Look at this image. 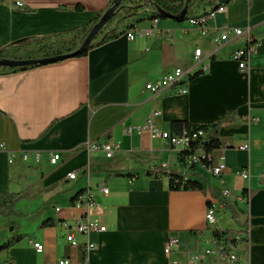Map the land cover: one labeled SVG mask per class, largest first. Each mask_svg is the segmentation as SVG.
I'll use <instances>...</instances> for the list:
<instances>
[{
	"label": "crops",
	"instance_id": "obj_1",
	"mask_svg": "<svg viewBox=\"0 0 264 264\" xmlns=\"http://www.w3.org/2000/svg\"><path fill=\"white\" fill-rule=\"evenodd\" d=\"M78 6L84 11H77ZM107 6L108 0H0V45L82 25ZM210 8L202 5L197 13ZM226 8L209 20L207 34L188 20L159 19L154 25L146 19L139 27L154 28L151 36L130 40L124 34L86 56L0 75V195L31 189L16 203L21 215L0 214V246L12 236L27 235L10 249H0V264H9V258L14 264L63 258L71 264H188L189 255L211 245L208 203L225 188L236 194L247 189L250 199L247 204L227 202L239 211L240 222L224 206L217 227L236 231L250 226L240 264H264V0H233ZM226 27L251 28L258 39L247 71L233 53L250 38L232 35L218 45L216 38ZM197 48L209 69L188 80L187 93L146 89L178 67L194 66ZM155 110L162 112L155 125L170 133L175 119L215 123L228 110L236 111L235 122L220 128L223 145L218 153L227 167L219 176L201 169L204 190H170L166 177L145 175V170L165 164L185 170L178 151L163 138L149 131L127 132L128 126L144 125ZM89 141L120 142L121 149L109 158L102 151L83 149ZM243 144L249 149H239ZM52 152L61 154L56 164L50 161ZM24 153L31 157L24 159ZM36 153L42 155L39 161ZM241 169L249 170L250 178L244 179ZM71 172H77L75 179L69 178ZM81 189L96 200L91 218L107 226L91 234L96 243L91 250L82 234H77L79 244L71 245L63 224L84 216L85 207L72 202ZM225 208L232 225L221 221ZM46 219L54 225L40 227ZM174 236L180 244L168 256L165 246ZM34 242L42 243L44 251L38 252Z\"/></svg>",
	"mask_w": 264,
	"mask_h": 264
},
{
	"label": "trees",
	"instance_id": "obj_2",
	"mask_svg": "<svg viewBox=\"0 0 264 264\" xmlns=\"http://www.w3.org/2000/svg\"><path fill=\"white\" fill-rule=\"evenodd\" d=\"M233 0H122L114 14L107 22L104 30L99 32L92 41L88 50L82 51L77 56H86L88 52L101 46L111 40L117 39L126 34L128 31L139 27L140 23L146 19H168L170 17L178 18L184 8L187 7V12L184 16V21L196 15L197 10L202 5L209 4L211 9H216L218 6L229 4ZM114 0H108V6L101 10L90 21L73 27L71 29L59 30L45 35H35L15 40L6 45H0V59H43L58 55H64L74 52L80 48L92 28L100 21L107 9L113 4ZM25 11H32L25 8ZM77 11H84L82 6L76 8ZM180 21V18H178ZM250 45V41H248ZM35 65L25 66H7L0 65V75L14 72H20ZM236 111L228 110L215 123H192L188 120L175 119L171 122V134L182 135L187 132L190 138L189 148L179 152V160L184 165L185 170L179 171L171 168H157L155 170H145V175L168 179V186L170 190H204V176L201 169L195 165H186L185 158L192 154H199L201 157V164L205 169L214 167L221 154L218 152L222 148L223 142L220 135V128L226 122H235ZM202 132V133H200ZM204 156H201L202 153ZM204 171V170H203ZM132 177L131 173L127 174ZM87 190H79L72 198L75 202ZM248 192L244 190V194ZM31 194V189L21 192L4 191L0 195V214L5 216L21 215V212L16 209V203ZM225 207L231 209L233 219L236 223L240 222L239 211L234 205L225 203ZM53 219H46L40 227L54 225ZM213 234L218 240H225L228 242H236L235 230L228 228H216ZM27 237L26 234H19L10 237L0 249H10L23 239ZM9 264H14V260L9 258Z\"/></svg>",
	"mask_w": 264,
	"mask_h": 264
},
{
	"label": "built area",
	"instance_id": "obj_3",
	"mask_svg": "<svg viewBox=\"0 0 264 264\" xmlns=\"http://www.w3.org/2000/svg\"><path fill=\"white\" fill-rule=\"evenodd\" d=\"M16 4L20 6L22 4L21 1H17ZM226 5L222 4L218 6L216 9H208V11L203 13H196V15L190 17L188 19L189 23L197 27L201 30L203 34H207L208 32V23L210 19L215 18L217 13L226 12ZM159 19H154L152 22L154 25L158 22ZM154 28L142 29L137 27L136 29L130 30L126 33L127 37L130 40L135 38H141L146 36H151L153 34ZM232 35L241 36L244 38H250V45H245L243 48L237 50L233 53V58L239 62V67L243 71H247L249 69L248 58L251 52L255 51L257 48V37L252 33L251 28H232L226 27L223 32L217 36L216 41L218 45H222L223 43L230 40ZM194 66L184 69L181 67L176 68L173 72L166 73L162 76L160 80L157 82H149L146 85V89L151 91L153 94L160 93L168 88H175L179 93H187L188 92V80L193 77L196 72L207 71L209 69V63H202V50L201 48H197L195 50L194 57ZM199 66L197 70L194 68ZM162 114L161 110H155L152 113L148 114L146 123L142 126H128L127 132L132 133L133 131H149L153 137L159 136L170 143L177 151L178 154L182 150L189 148L190 138L187 132L182 135H172L168 131H162L155 125V119ZM249 123L253 121V119L247 120ZM202 133V132H200ZM83 149H86L89 152L102 151L106 154L107 157H112L116 151L121 149L120 142H94L89 141L86 142L83 146ZM239 149L247 150L249 149V144H243L239 146ZM204 156L203 152H201ZM40 153H36L34 155L36 161H39L41 158ZM31 154L24 153L23 158L29 159ZM61 159V154L59 152H52L50 154V161L53 164H56ZM186 165H195L197 168L202 170H209L215 176L221 175L226 169V163L224 161V156L220 155L217 164L211 169H205L201 164V157L199 154L195 153L189 155L185 158ZM163 168H168L169 165L165 164L162 166ZM155 167H152V170H155ZM244 179L250 178V172L247 169H241L238 172ZM77 176V172H71L69 174L70 179H75ZM100 189L104 193L109 192V188L105 185L100 186ZM250 199V193L246 194H236L232 192L230 189H223L220 191L218 196L211 197L208 203V209L206 213V220L209 228L211 229V235L209 242L210 246L204 247L201 251L189 255L187 259L188 264H218L212 262V258H216L217 261H229L231 263L240 264V253H241V245L242 243L248 239L250 233V226L242 227V230L235 231L236 242H228L225 240H218L213 234V230L217 227L218 222V212L221 208H224L225 203L227 202H241L243 204H247ZM75 206L85 207L86 211L84 216L75 222H64L63 224L68 228L67 239L71 243V245L76 246L79 244L77 239V234H82L87 237V241L85 242V248L87 250H91L96 247V243L91 241V234L94 232H102L107 229V226L100 222L99 220L92 219L90 214L91 212L97 208L96 200L94 199L91 191H86L82 194L76 201L74 202ZM180 241L177 237H171L165 246V253L170 256L176 248L179 246ZM34 247L38 252L44 251V245L40 242H34ZM47 264H71L70 260L67 258H63L56 263H47ZM174 264H183L181 261H175Z\"/></svg>",
	"mask_w": 264,
	"mask_h": 264
},
{
	"label": "water",
	"instance_id": "obj_4",
	"mask_svg": "<svg viewBox=\"0 0 264 264\" xmlns=\"http://www.w3.org/2000/svg\"><path fill=\"white\" fill-rule=\"evenodd\" d=\"M122 0H114L113 4L107 9L104 13L100 21L92 28L91 32L88 34L80 48L74 52L58 55L50 58H43V59H23V60H12V59H0V65H7V66H25V65H42V64H49L58 61H62L71 57L77 56L82 51L88 50L91 46L92 41L95 39L97 34L104 30L107 22L110 20L112 15L114 14L115 10L118 8ZM187 12V7L181 12V15L178 17L180 18V22L184 21V16ZM173 19L178 20V18L170 17Z\"/></svg>",
	"mask_w": 264,
	"mask_h": 264
},
{
	"label": "rangeland",
	"instance_id": "obj_5",
	"mask_svg": "<svg viewBox=\"0 0 264 264\" xmlns=\"http://www.w3.org/2000/svg\"><path fill=\"white\" fill-rule=\"evenodd\" d=\"M186 22V21H185ZM184 22V23H185ZM175 159H176V157H174V155H173V157H172V160H171V165L173 166L174 165V163H176L175 162ZM178 166V165H177ZM136 170H138V171H142V169L141 168H139V169H135V171ZM208 174V173H207ZM208 176H209V174H208ZM111 188H112V186H111ZM223 212H225V213H223V217H222V219H221V221H222V223L224 224V225H229V224H233V221L232 220H229V216H230V211L228 210V209H223Z\"/></svg>",
	"mask_w": 264,
	"mask_h": 264
}]
</instances>
